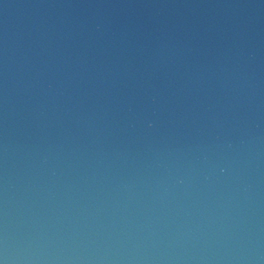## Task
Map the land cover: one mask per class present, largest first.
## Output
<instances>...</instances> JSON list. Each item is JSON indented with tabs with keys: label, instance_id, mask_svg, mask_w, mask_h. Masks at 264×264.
Wrapping results in <instances>:
<instances>
[{
	"label": "water",
	"instance_id": "obj_1",
	"mask_svg": "<svg viewBox=\"0 0 264 264\" xmlns=\"http://www.w3.org/2000/svg\"><path fill=\"white\" fill-rule=\"evenodd\" d=\"M0 264H264V0H0Z\"/></svg>",
	"mask_w": 264,
	"mask_h": 264
}]
</instances>
